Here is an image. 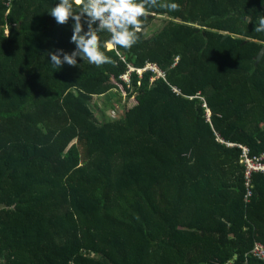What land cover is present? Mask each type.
Masks as SVG:
<instances>
[{
  "label": "trees",
  "instance_id": "1",
  "mask_svg": "<svg viewBox=\"0 0 264 264\" xmlns=\"http://www.w3.org/2000/svg\"><path fill=\"white\" fill-rule=\"evenodd\" d=\"M167 2L130 50L99 33L115 66L58 69L59 0H0V264H264V0Z\"/></svg>",
  "mask_w": 264,
  "mask_h": 264
},
{
  "label": "clouds",
  "instance_id": "2",
  "mask_svg": "<svg viewBox=\"0 0 264 264\" xmlns=\"http://www.w3.org/2000/svg\"><path fill=\"white\" fill-rule=\"evenodd\" d=\"M154 8H163L169 12L180 10L179 4L167 0H59L48 14L60 25L67 24L70 19L74 21L70 42L76 48L70 54L63 49L48 52L50 64L58 69L65 63L76 67L77 58H80L96 67L105 64L115 66L116 61L101 50L99 33L109 35L103 41V48L107 51L114 48L130 50L139 42V34L143 31L149 10ZM254 31L264 33V16L258 17Z\"/></svg>",
  "mask_w": 264,
  "mask_h": 264
},
{
  "label": "built area",
  "instance_id": "3",
  "mask_svg": "<svg viewBox=\"0 0 264 264\" xmlns=\"http://www.w3.org/2000/svg\"><path fill=\"white\" fill-rule=\"evenodd\" d=\"M135 68H130V71H134ZM152 70L156 74H158V77H165V73L162 71V69L158 66V64L149 63L146 68L144 69H138V73L143 74L145 71ZM126 82H129L130 79L123 78ZM174 91L178 94H181V92L177 89H174ZM243 150V157L244 162L247 164V174L250 178L252 176L253 171H262L264 172V157L263 158H255L252 159L250 157V150L248 148H245L243 146H239ZM251 184V178L249 179V185ZM253 191L250 190L248 197H252ZM252 256H255L258 259L264 260V245L262 243H257L255 249L251 253Z\"/></svg>",
  "mask_w": 264,
  "mask_h": 264
},
{
  "label": "rangeland",
  "instance_id": "4",
  "mask_svg": "<svg viewBox=\"0 0 264 264\" xmlns=\"http://www.w3.org/2000/svg\"><path fill=\"white\" fill-rule=\"evenodd\" d=\"M157 22H158V25H160L161 22H162L161 18H159V20H157ZM131 68H132V67H131ZM123 78H128V79H129V75H128V74H125V75L123 76ZM108 98H110L109 95L106 96V97H98V98H95V101H94V102H95L97 105H99L100 108H102V104L104 103V101H107V103H108V102H111V100H108ZM129 105H130V107H133V105H135V99H134V98H132V99L130 100ZM208 117H210V113H208Z\"/></svg>",
  "mask_w": 264,
  "mask_h": 264
},
{
  "label": "water",
  "instance_id": "5",
  "mask_svg": "<svg viewBox=\"0 0 264 264\" xmlns=\"http://www.w3.org/2000/svg\"><path fill=\"white\" fill-rule=\"evenodd\" d=\"M163 29H164V27H163ZM263 58H264V48H263L262 52L260 53V55L258 56V62L257 63H260Z\"/></svg>",
  "mask_w": 264,
  "mask_h": 264
}]
</instances>
